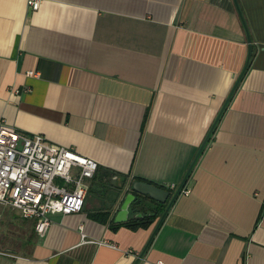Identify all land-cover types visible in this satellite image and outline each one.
Here are the masks:
<instances>
[{
    "label": "crops",
    "instance_id": "0c3cea01",
    "mask_svg": "<svg viewBox=\"0 0 264 264\" xmlns=\"http://www.w3.org/2000/svg\"><path fill=\"white\" fill-rule=\"evenodd\" d=\"M223 109L155 236L114 229L133 179L180 186ZM0 121L129 176L43 236L0 204V264H264V0H0Z\"/></svg>",
    "mask_w": 264,
    "mask_h": 264
},
{
    "label": "built area",
    "instance_id": "2783aa9c",
    "mask_svg": "<svg viewBox=\"0 0 264 264\" xmlns=\"http://www.w3.org/2000/svg\"><path fill=\"white\" fill-rule=\"evenodd\" d=\"M41 4L42 0H28L31 11L39 10ZM98 170V162L74 149L0 121V204L34 220L40 235L48 231L54 214L70 215L83 209Z\"/></svg>",
    "mask_w": 264,
    "mask_h": 264
},
{
    "label": "water",
    "instance_id": "95a60500",
    "mask_svg": "<svg viewBox=\"0 0 264 264\" xmlns=\"http://www.w3.org/2000/svg\"><path fill=\"white\" fill-rule=\"evenodd\" d=\"M252 48L250 47V53H249V59L248 61H250V57H251V50ZM244 72L242 73V75L240 76L236 86H235V89L236 87L238 86L242 76H243ZM234 89V90H235ZM233 90V91H234ZM231 97V96H230ZM230 98L227 100L226 102V105L224 106V109L226 108L228 102H229ZM224 109L222 110V112L220 113V115L218 116V118L216 119L215 123L213 124L212 126V129L211 131L209 132L206 140L204 141V143L202 144L192 166L190 167L186 177L184 178L183 182L180 184V186L176 189V191L172 192L166 188H162L158 185H154V184H150L148 182H143V181H136L134 183H132V185H130V188L132 189L131 192L132 193H129L127 194L125 200H124V203L122 205V208H121V211L119 212V214L117 215L116 219H115V222L116 223H123V222H126L129 220V215H130V208L131 206L133 205V203L136 201L137 199V194H140L142 196H149L152 200L156 201V202H159V203H162V204H167V208L166 210L164 211L161 219L159 220L157 226H156V229H155V232H154V235L153 237L155 236V234L157 233V231L159 230V228L161 227V225L163 224L165 218L167 217L170 209L172 208V206L174 205V203L176 202V200L178 199V197L180 196V194L183 192L184 188H185V184L188 180V177L189 175L191 174L192 172V169L194 168L199 156L201 155V153L203 152V150L205 149V147L207 146L208 142H209V139L224 111ZM137 216L139 217H142L143 214L139 213ZM153 239V238H152ZM151 239V240H152Z\"/></svg>",
    "mask_w": 264,
    "mask_h": 264
},
{
    "label": "trees",
    "instance_id": "16d2710c",
    "mask_svg": "<svg viewBox=\"0 0 264 264\" xmlns=\"http://www.w3.org/2000/svg\"><path fill=\"white\" fill-rule=\"evenodd\" d=\"M100 167L98 172L96 173L94 179H98L99 177L103 178H107L109 181H113V178L118 176L121 181L124 183L127 181L128 179V175H124V174H119L117 172H101L100 171ZM136 181H143V182H148L150 184H153L149 181L146 180H142V179H133L132 182L130 183V185H132V183L136 182ZM156 185V184H154ZM162 188H166L168 190H170L169 188L165 187V186H160ZM131 189V188H130ZM132 190V189H131ZM172 191V190H170ZM137 199L136 201L133 203L132 205V216L131 218L124 223H113V228L114 229H118L121 226H126L132 229H139V228H146L148 229L149 227H151L154 223H156V221H158L164 211L167 208V204H162L159 202H156L154 200H152L149 196H142L140 194H137ZM139 213L143 214L142 217L137 216ZM109 216V215H108ZM108 221V219H107Z\"/></svg>",
    "mask_w": 264,
    "mask_h": 264
},
{
    "label": "rangeland",
    "instance_id": "374dc122",
    "mask_svg": "<svg viewBox=\"0 0 264 264\" xmlns=\"http://www.w3.org/2000/svg\"><path fill=\"white\" fill-rule=\"evenodd\" d=\"M0 210H1V213H5L8 211V209H5L3 206H0ZM1 221V224L4 225V222L3 220H0Z\"/></svg>",
    "mask_w": 264,
    "mask_h": 264
}]
</instances>
